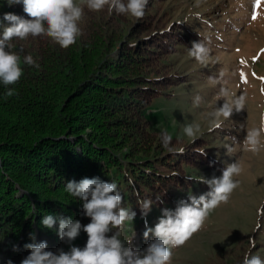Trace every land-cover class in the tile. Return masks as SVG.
Here are the masks:
<instances>
[{
	"label": "trees",
	"instance_id": "trees-1",
	"mask_svg": "<svg viewBox=\"0 0 264 264\" xmlns=\"http://www.w3.org/2000/svg\"><path fill=\"white\" fill-rule=\"evenodd\" d=\"M7 12L29 18L22 5L10 7L0 0V34ZM95 17L81 20L83 35L67 49L46 36L28 45L12 41L23 75L9 86L17 93L12 97L0 84V264L9 259L20 264L29 254L24 245L34 242L32 233L50 251H67L58 224L50 230L41 221L51 214L90 222L79 198L65 191L68 181L99 177L115 182L121 206L138 212L143 201L173 200L182 176L170 163L177 164L178 156L194 160L195 148L181 153L179 147L177 156L167 155L149 127L147 110L162 91V77L142 66L155 57L151 52L165 48L170 30L156 29L142 38L117 36ZM26 55L39 66L24 64ZM130 195L134 199L129 202ZM86 240L82 231L73 244L83 248Z\"/></svg>",
	"mask_w": 264,
	"mask_h": 264
},
{
	"label": "rangeland",
	"instance_id": "rangeland-1",
	"mask_svg": "<svg viewBox=\"0 0 264 264\" xmlns=\"http://www.w3.org/2000/svg\"><path fill=\"white\" fill-rule=\"evenodd\" d=\"M76 2L84 8L82 19L95 14L94 20L109 25L117 36L131 33L132 38H142L156 29L170 30V36L164 39L165 48L151 52L155 57L142 66L162 77L158 80L162 91L147 110L149 127L160 141L162 132L170 134V146L176 150L195 148L194 160L187 162L178 156L177 164L170 163V169L180 170L179 189L173 200L151 204L146 217L149 227L158 222L163 208L175 209L177 201L209 191L200 182L202 177L220 176L233 162L240 165L241 173L234 177L238 186L227 203L212 209L196 231L174 229L183 243L172 248L171 264L243 262L242 255L249 251L264 260V150L254 154L245 146L248 131L258 128L264 119V2L256 8L255 0H149L145 16L139 20L109 13L107 7L100 12L89 11L84 0ZM254 14L256 19L252 18ZM33 39L29 36L17 43L28 45ZM193 42H200L208 50L203 63L189 54ZM197 96L199 104L194 103ZM241 97L243 109L236 111L233 107L231 116L220 117L219 126H214L213 114ZM191 123L201 128L195 142L183 133L184 126ZM166 153L174 157V153ZM173 157L170 161L175 160ZM187 176L193 179L186 180ZM133 199L130 195L129 202ZM144 231L140 209L133 221L124 224L120 239L127 242L134 237L132 247L142 250L152 239L149 236L145 240ZM250 240L255 242L254 248Z\"/></svg>",
	"mask_w": 264,
	"mask_h": 264
},
{
	"label": "clouds",
	"instance_id": "clouds-1",
	"mask_svg": "<svg viewBox=\"0 0 264 264\" xmlns=\"http://www.w3.org/2000/svg\"><path fill=\"white\" fill-rule=\"evenodd\" d=\"M7 3L10 7L22 5L23 12L29 17L25 19L12 12L3 14V20L8 23L3 26L0 34V84L7 89L5 96L12 97L17 93L15 88L9 86L16 85L23 75L21 57L12 50V41L24 40L29 36H46L60 48L67 49L83 35L79 25L84 16V8L76 0H7ZM84 3L89 11L100 12L107 7L109 13L129 15L139 20L145 16L149 0H84ZM207 53V48L200 42H193L189 49V54L201 63L205 61ZM23 63L39 66L31 55L24 56ZM199 102L200 97L197 96L194 103ZM233 107L236 111L243 109L244 98L220 107L213 114L216 118L214 126H219L220 117L227 119L231 116ZM183 133L195 142L201 135L200 125L186 124ZM171 141L170 134L166 131L161 133L162 146L168 152L175 153L177 150L170 146ZM245 146L247 151L254 154L264 150V119L258 128L248 131ZM179 151L182 153L183 149ZM201 155L207 154L201 152ZM240 173L239 163L233 162L222 170L220 176L202 177L200 182L206 184L209 191L177 201L175 209L163 208L161 217L153 227H149L146 220L151 211V202H141V215L145 219L143 236L145 240L152 237L142 250L132 247L134 237L127 242L120 239L124 224L133 221L136 212L121 206L123 196L115 182L101 180L99 177L68 181L65 191L79 198L82 215L89 218L90 222L82 224L80 220L71 217L45 215L42 225L51 230L58 224L57 234L61 241L69 244V250L50 251L47 242H35V234L32 233L30 239L34 242L24 245L29 254L20 264H171L172 248L183 243V240L176 238L174 229L187 227L191 231L198 230L212 209L221 202L227 203L238 186L234 177ZM185 179L193 178L187 176ZM82 231L87 235L83 248L73 244ZM250 243L254 248L255 242L250 240ZM13 251H19V247L13 246ZM7 264H13V261L9 259ZM243 264H264V260L249 252L244 256Z\"/></svg>",
	"mask_w": 264,
	"mask_h": 264
},
{
	"label": "snow or ice",
	"instance_id": "snow-or-ice-1",
	"mask_svg": "<svg viewBox=\"0 0 264 264\" xmlns=\"http://www.w3.org/2000/svg\"><path fill=\"white\" fill-rule=\"evenodd\" d=\"M262 2H264V0H255V7L259 8ZM252 18L256 19V15L254 14Z\"/></svg>",
	"mask_w": 264,
	"mask_h": 264
}]
</instances>
